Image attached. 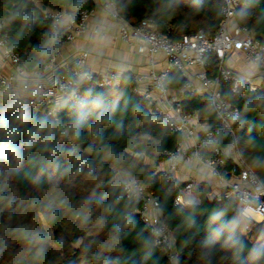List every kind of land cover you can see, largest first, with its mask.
Wrapping results in <instances>:
<instances>
[{
  "label": "clouds",
  "instance_id": "9594fccd",
  "mask_svg": "<svg viewBox=\"0 0 264 264\" xmlns=\"http://www.w3.org/2000/svg\"><path fill=\"white\" fill-rule=\"evenodd\" d=\"M0 264H264V0H0Z\"/></svg>",
  "mask_w": 264,
  "mask_h": 264
}]
</instances>
